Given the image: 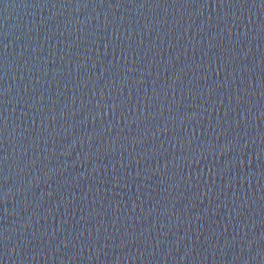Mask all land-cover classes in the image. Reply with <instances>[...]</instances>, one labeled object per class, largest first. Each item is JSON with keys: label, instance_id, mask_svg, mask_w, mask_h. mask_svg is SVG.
Segmentation results:
<instances>
[{"label": "water", "instance_id": "obj_1", "mask_svg": "<svg viewBox=\"0 0 264 264\" xmlns=\"http://www.w3.org/2000/svg\"><path fill=\"white\" fill-rule=\"evenodd\" d=\"M0 264H264V0H0Z\"/></svg>", "mask_w": 264, "mask_h": 264}]
</instances>
